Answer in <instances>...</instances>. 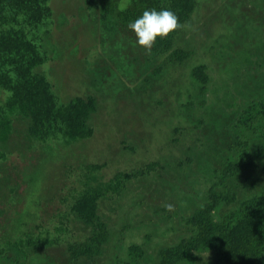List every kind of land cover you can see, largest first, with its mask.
Segmentation results:
<instances>
[{
	"label": "rangeland",
	"instance_id": "1",
	"mask_svg": "<svg viewBox=\"0 0 264 264\" xmlns=\"http://www.w3.org/2000/svg\"><path fill=\"white\" fill-rule=\"evenodd\" d=\"M48 4L46 19L26 26L46 57L35 70L49 80L59 104L76 97L94 101L88 121L94 133L74 142L59 134L41 143L29 137L28 119L12 116L9 135L0 141V243L31 230L55 242L0 264H129L135 245L141 264H164L170 249L200 231L193 223L200 210L212 208L224 224L244 201L264 194V140L251 141L252 155L218 185L244 147L237 121L264 93V0H197L176 38L190 58L163 67L164 57L147 59L156 43L150 52L138 46L124 16L109 25L99 3ZM117 4L130 8L128 0ZM8 96L0 88V106ZM119 172L132 178L123 193L101 202L108 243L99 256H80L73 249L90 230L71 220V202L86 182H107ZM214 190L222 194L218 203ZM233 231L224 238L230 251L252 229L238 224ZM222 251L199 254V263L212 264ZM241 263L264 264V240Z\"/></svg>",
	"mask_w": 264,
	"mask_h": 264
},
{
	"label": "trees",
	"instance_id": "2",
	"mask_svg": "<svg viewBox=\"0 0 264 264\" xmlns=\"http://www.w3.org/2000/svg\"><path fill=\"white\" fill-rule=\"evenodd\" d=\"M86 1L92 7L99 3L103 20L109 25H113L112 19L119 16H124L129 24L145 9L168 8L174 11L181 26L163 39L158 37L154 52L147 59L149 62L159 61L164 57L160 66L163 67L182 66L190 58L191 54L176 44V38L190 21L197 7V0H128L130 8L123 10L117 4L118 0ZM50 12L48 0H0V88L9 93L5 104L0 106V141L9 135L13 115L28 119L29 137L41 143L58 138L59 134L68 142H74L87 139L94 133L88 123L95 109L94 101L76 97L68 103L59 104L49 80L43 73L35 70L46 61V57L34 38H29L26 26H37ZM203 70L204 66H199L195 68V74L199 77ZM236 128L245 148L232 158L234 164L224 170L218 185L234 176L242 168L245 159L252 155L249 146L251 141L264 140V93L250 103L237 121ZM131 178V173L119 172L107 182H86L83 190L75 195L70 206L74 216L71 220L80 221L90 230L89 238L75 244L73 250L77 254L96 257L103 252V246L108 243L109 228L100 214L101 202L123 193ZM211 195L214 203L222 198V194L216 190ZM255 216L257 219H254ZM193 223L200 231L184 244L170 249L165 255L164 264H200L199 254L213 249L223 251L222 256L219 255L218 260L212 264H244L241 261L247 250L264 240V194L244 201L238 210L227 217L224 224L216 222L212 216V208L200 210L193 216ZM238 224H244V228L252 231L247 237L241 233L242 244L237 246L238 249L230 251L224 247V238L233 234V229ZM62 226L63 224L55 226L54 231L60 234ZM38 234L40 235L35 237L34 230H31L0 243V261L13 259L11 255L17 258L27 255L41 246L55 242L48 235L41 232ZM4 246H8L11 252L8 253ZM136 247L141 248L135 245L130 250L129 264H141L143 253Z\"/></svg>",
	"mask_w": 264,
	"mask_h": 264
},
{
	"label": "clouds",
	"instance_id": "3",
	"mask_svg": "<svg viewBox=\"0 0 264 264\" xmlns=\"http://www.w3.org/2000/svg\"><path fill=\"white\" fill-rule=\"evenodd\" d=\"M181 25L176 13L168 8L145 9L140 16L128 24L135 34V43L150 52L157 38H165Z\"/></svg>",
	"mask_w": 264,
	"mask_h": 264
}]
</instances>
